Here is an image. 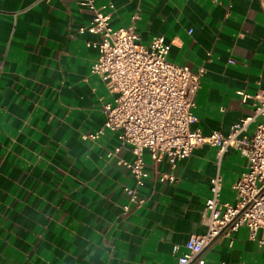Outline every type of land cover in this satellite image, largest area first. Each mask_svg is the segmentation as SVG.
<instances>
[{"label": "crops", "instance_id": "crops-1", "mask_svg": "<svg viewBox=\"0 0 264 264\" xmlns=\"http://www.w3.org/2000/svg\"><path fill=\"white\" fill-rule=\"evenodd\" d=\"M95 6L113 28L134 23L144 44L162 35L172 63L203 70L193 129L227 134L253 113L254 100L242 94L264 92L259 0ZM90 19L74 0H0V264H178L190 236L206 232L215 147L201 145L174 167L145 152L144 203L127 199L124 187L135 181L118 160L132 154L119 131L104 128L114 95L91 72L99 52L89 43L101 36L87 30ZM247 166L239 149L225 153L221 202L236 203L234 184ZM203 264H264V245L240 227Z\"/></svg>", "mask_w": 264, "mask_h": 264}, {"label": "built area", "instance_id": "built-area-1", "mask_svg": "<svg viewBox=\"0 0 264 264\" xmlns=\"http://www.w3.org/2000/svg\"><path fill=\"white\" fill-rule=\"evenodd\" d=\"M50 1V0H47ZM91 16L87 28L101 36L98 59L91 72L107 83L114 95L112 103L104 105V128L120 132L123 145H128L132 158H120L118 164L127 168L135 181L133 188L124 187L130 203L141 206L140 187L148 176L145 152L154 163L164 158L171 167L191 155L194 149L207 144L216 148V173L210 180L209 196L205 201L206 232L191 235L187 251L178 264H203L205 253L225 240L231 245L240 227H247L251 239L264 245V92L243 93V100H254L253 113L231 126L227 134L213 130L204 135L193 129L197 122L196 95L201 87L202 69L193 71L188 66L168 59L169 45L162 35L149 44L140 41L134 23L113 28L110 17L102 13L95 0H74ZM264 12V0H259ZM137 19V16L133 18ZM261 119L249 136V126ZM98 133L89 135L95 139ZM230 148L239 149L248 159V166L234 184L236 203L221 202V162ZM114 153L109 152L108 157ZM171 182L174 176L164 175Z\"/></svg>", "mask_w": 264, "mask_h": 264}]
</instances>
